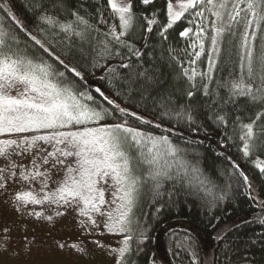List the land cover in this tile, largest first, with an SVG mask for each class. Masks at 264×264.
<instances>
[{
	"label": "snow or ice",
	"instance_id": "obj_1",
	"mask_svg": "<svg viewBox=\"0 0 264 264\" xmlns=\"http://www.w3.org/2000/svg\"><path fill=\"white\" fill-rule=\"evenodd\" d=\"M154 2L139 0L145 10L137 12L134 0H107L105 10L112 22L101 14L98 24H93L87 13L81 14L83 0L73 8L67 6L68 0H28L44 39L33 35L8 3H0V193H8L12 187L8 203L21 216L53 225L71 209L81 235L121 234L118 247L109 248L99 239L91 241L108 252L113 264H134L130 242L134 237L138 241L147 238L136 218L138 201L147 186L151 185L154 202L169 182L173 188L187 184L211 193L206 187L209 181L180 155L183 150L172 143L170 135L155 134L165 117L194 124L191 106L173 111L172 94L165 96L159 91V81L148 70H138L142 62L136 71L123 75L108 64H99L100 59L110 60L113 55L122 57L120 67L125 70L133 68V58L142 61L144 52L132 42L138 20L144 21L146 27H141L147 33L159 28L164 40L174 25L187 20L189 27L179 33L191 41V51L184 50L187 59L172 55L170 50L179 75L187 81L186 96L192 99L202 92L205 97H215L219 111L213 114L214 120L224 126L229 115L220 113L229 105L235 108L240 98L258 106L251 116L232 118L233 136L229 139L237 142L246 159L264 150V0H164V7L149 16L147 9ZM161 13L166 22L158 19ZM48 34L53 40L67 42L69 53L77 49L82 57L91 56L93 68L108 71L110 87L118 88L115 95L131 98L157 91L152 99L160 110V122L149 131L132 126V119L145 126L152 122L137 110L116 103L113 93L101 87L91 89L86 73L55 52ZM205 55L207 70L200 71L198 62ZM222 60L228 75L216 79ZM213 83L214 89L210 88ZM131 149L137 152V164L143 166L141 174L133 166ZM228 160L242 177L246 194L255 201L250 176L233 157ZM252 163L264 178V160L257 156ZM226 195L214 196L210 203L215 206ZM258 203L264 208V200ZM259 223L264 225V218ZM10 231L8 227L0 229V248L4 250ZM21 240L25 251L35 243L26 231ZM54 243L61 250L87 252L79 237L71 243ZM183 246L190 249L186 241ZM191 260L197 264L194 251Z\"/></svg>",
	"mask_w": 264,
	"mask_h": 264
},
{
	"label": "trees",
	"instance_id": "obj_2",
	"mask_svg": "<svg viewBox=\"0 0 264 264\" xmlns=\"http://www.w3.org/2000/svg\"><path fill=\"white\" fill-rule=\"evenodd\" d=\"M16 8L20 18L26 23L30 31L38 39H44V34L37 30V21L33 18L31 10L28 8V0H10ZM0 3H3L0 0ZM81 0H68L69 8L78 7ZM135 10L144 12L145 6L134 0ZM164 7V0H155L149 6L147 13L149 16L152 11L160 10ZM107 0H83V10L81 14L87 13L91 18V23L98 24L101 14L104 19H109ZM161 22H166L163 13L158 16ZM118 23V21H117ZM146 24L142 20L137 21L133 32L132 42L140 48L144 55L141 60L133 58V68L125 70L120 67L122 57L113 55L110 60L100 59L99 64H108L116 69L117 73L123 75L126 71H136V65L143 63V67L138 70H148L159 81L158 90L165 96L169 93L173 97V111H179L180 106L190 105L195 117V123H189L182 119L173 117L164 118L160 128L155 129V134L170 135L172 143L179 146L183 151L181 156L190 164L197 166L203 177L209 181L206 185L211 189L207 193L199 187L187 184L177 185L173 188L172 184L165 183L163 195L158 201L154 202L151 192V185L144 189L136 208V218L142 229H146V239L137 240L135 237L130 242L132 248L131 260L134 264H192L191 253L194 251L197 264H204L205 251L201 239L187 228L168 227L176 221H184L194 224L202 233L211 254L210 264H264V225L259 223L264 218V208L259 206V201L264 200V178L252 163L257 156L264 160V150L253 153L249 159L244 158L238 151L236 141L229 139L233 136L232 118L237 115L244 117L251 116L258 109V106L249 105L244 98H240L238 105L233 108L229 105L224 112L228 113L229 123L218 125L213 114L219 111L218 105L214 102L215 97H205L202 92L189 99L186 96L188 84L179 73L178 64L170 58L172 55L186 60L184 50L188 47L190 38L180 37L179 33L189 27L187 20H182L170 29L164 40L159 35V28L154 27L151 33L143 30ZM103 31L107 27L103 24L98 25ZM24 39V37H21ZM194 38V37H193ZM47 39L52 42L53 49L61 58L71 59L75 65L86 73L85 79L88 80L90 88L101 87L106 92L113 93L112 98L121 106H128L143 114L145 119L152 122L150 126L140 124L139 121L132 119L130 122L134 127H141L149 131L155 128L160 122V110L152 97L157 96V91L132 95H115L118 88L109 85L111 79L108 71H102L99 67H92V57H82L77 49L69 53L66 46L67 42L62 43L59 39L53 40L51 34ZM34 42H30L32 44ZM23 47V45H21ZM39 49V46H35ZM31 52L32 49L30 48ZM115 51V47L113 48ZM123 56L127 55L125 49H120ZM36 54H42L37 52ZM54 62V61H53ZM123 62H127L124 60ZM198 70H207V56H203L198 62ZM228 75L225 70L224 62L221 61L220 69L215 72V78L221 79ZM119 85V81H113ZM213 83L210 88H215ZM221 95L224 90H219ZM93 95L95 92L93 91ZM158 99V98H157ZM247 122V120H245ZM165 129H169L165 132ZM195 129V131H193ZM133 153V166L137 167V174H141L144 169L136 161L137 152ZM231 156L250 176L254 189L251 190L257 199L254 201L250 195L246 194V186L240 177L239 172L233 168L228 160ZM172 195L169 196L168 193ZM227 193L224 200L217 201L215 206L210 202L214 196ZM159 209V211H157ZM218 218V219H217ZM139 231V230H138ZM164 231L162 235L161 232ZM157 238H160V246L157 247ZM190 245L183 246L184 242Z\"/></svg>",
	"mask_w": 264,
	"mask_h": 264
},
{
	"label": "rangeland",
	"instance_id": "obj_3",
	"mask_svg": "<svg viewBox=\"0 0 264 264\" xmlns=\"http://www.w3.org/2000/svg\"><path fill=\"white\" fill-rule=\"evenodd\" d=\"M1 1L8 3L19 16L10 0ZM24 24L26 25L25 22ZM28 30L30 31L29 28ZM132 152L134 150L131 149L129 154L133 157ZM12 191L13 189L10 186L8 193H0V229L8 227L11 230L10 242L6 245L7 250L0 248V264H113L112 257L108 252L105 249L98 248L91 241L99 239L109 248L118 247L119 241L122 239L121 234H104L102 236L98 234L92 236L81 235L76 227L75 213L71 209H68L65 215L57 218L53 225L48 224L46 221L38 220L35 217L21 216L8 203L9 193ZM36 207L39 210V206ZM61 211H64V209H61ZM168 227L187 228L195 233L201 239L204 247V264L211 263L208 245L202 233L194 224L176 221L168 225ZM25 231L30 239L35 238V243L32 245L30 251H25L23 248L21 238L25 235ZM163 233L164 231L160 235ZM78 237L84 241L87 249L86 254H79L68 248L61 250L54 243L56 240L71 243L76 241ZM159 246L160 238H157V247Z\"/></svg>",
	"mask_w": 264,
	"mask_h": 264
}]
</instances>
